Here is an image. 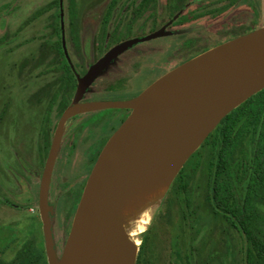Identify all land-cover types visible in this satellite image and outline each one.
Returning <instances> with one entry per match:
<instances>
[{
  "label": "rangeland",
  "instance_id": "1",
  "mask_svg": "<svg viewBox=\"0 0 264 264\" xmlns=\"http://www.w3.org/2000/svg\"><path fill=\"white\" fill-rule=\"evenodd\" d=\"M137 1L0 0L1 146L5 142L4 134L11 136V139L8 138V144L27 147L34 145L33 149L42 145V140L48 136V130L53 126L52 111L57 104L56 100L62 96V91L67 89L66 84L63 85L58 80L52 85V89L49 83L57 76L61 80V77H64L63 71L66 77L76 83L79 77L101 59L107 46L132 42L124 54L112 60L102 70L83 101H129L170 69L166 59L171 55L172 48L176 50L186 44L191 46V41L199 43L201 49L208 47L205 45L208 41L206 36L202 38L194 33L190 34L189 30L185 31L181 41L161 38L141 42L142 37L154 33V17L155 24L162 26L165 23L168 6L167 0H161L155 13H152L151 7L139 15L136 13ZM258 6L259 3L252 2L253 13L258 11ZM110 8L114 9L109 18L107 13ZM206 15L212 18L213 13L208 12L203 17ZM228 15L227 13L220 20L214 18V22L223 21ZM195 38H200L201 41H195ZM67 58L71 59L70 67L67 66ZM160 62L165 65H159ZM70 75H74L75 79ZM42 85L50 89L39 91V86L41 88ZM63 95L66 97L69 94ZM126 113L125 110H102L86 113L82 120L85 122L84 127L89 129L88 132L93 133L118 128ZM253 127V124L249 125L248 133L232 158L238 200L247 185V173L244 168L251 165L255 149ZM202 151L199 149L188 160L169 186L148 197L151 198L149 202L148 198L139 201L141 204L137 207L141 208L137 210L134 222L127 223L126 230L129 234H137L136 238L140 242L138 248L144 236L158 243L163 242L167 256L170 255L176 239L177 242L182 239L192 264H244V239L222 219L213 222L211 209L207 208L208 202L205 199L208 197L209 169L206 154L204 151L202 154ZM3 171L0 167V262L8 264L14 260L18 251H26L30 246L43 251L45 244L37 202L40 178L35 176L34 170L30 168L22 171V194L17 200V197L7 195L4 191L5 187L7 191H12L16 186L13 177L8 180ZM181 175L191 179V200L187 203L182 196L173 202L175 210L170 223H167L164 213L168 199H175L173 190L178 186ZM33 193L34 200L31 198ZM48 193V203L51 204V187ZM262 204L264 205L263 202ZM31 208L35 209L34 214L30 212ZM260 209L262 217L259 228L264 233V208L260 206ZM50 219L55 241L65 235L62 233L65 227L54 219L52 212ZM145 220L148 225L141 233L140 229ZM166 260L168 261V258Z\"/></svg>",
  "mask_w": 264,
  "mask_h": 264
},
{
  "label": "water",
  "instance_id": "2",
  "mask_svg": "<svg viewBox=\"0 0 264 264\" xmlns=\"http://www.w3.org/2000/svg\"><path fill=\"white\" fill-rule=\"evenodd\" d=\"M164 35L161 31L141 42ZM131 44L114 47L78 78L73 105L57 128L39 194L49 264H136L138 247L122 221L126 200L132 199L137 206L169 186L221 122L264 91L262 28L179 66L132 100L81 104L102 70ZM105 109L130 110L131 114L101 152L58 259L48 215V191L63 129L78 114Z\"/></svg>",
  "mask_w": 264,
  "mask_h": 264
},
{
  "label": "flooded vegetation",
  "instance_id": "3",
  "mask_svg": "<svg viewBox=\"0 0 264 264\" xmlns=\"http://www.w3.org/2000/svg\"><path fill=\"white\" fill-rule=\"evenodd\" d=\"M160 1L161 0H138L137 1L138 7L136 13L139 15L141 13L143 14L147 12L151 7H152V13H155L156 8L160 5L159 4ZM114 2H116V0H114ZM252 2L259 3L260 7L259 6L257 7L258 9L257 12L253 13L251 7ZM166 3L168 6V12L165 18L166 20L165 23L162 26L155 24L156 19L154 17L153 19V27L155 29L154 33L147 36H151L162 31L165 35L163 37L156 39L166 38L170 41L174 40V42H177L179 40L181 41V38L184 36L185 31L189 30L190 34L194 33L195 35L202 38H205L206 36L208 38V41L206 42L205 45H208V47L205 50L201 49L202 47L198 45L199 43L191 41V46H188L186 44L180 47L179 49L177 48L176 50L172 48V50L170 51L171 55L168 57V59H166L168 62V67H170V69L166 71V73L161 75L159 79L165 76L166 74H168L169 72H171L172 70L178 68L179 66H182L183 64L195 59L196 57L210 50H213L221 45H224L242 36H245L254 31L264 28V19H263L264 0H167ZM112 9L114 8H110L107 13V16L109 18L113 13ZM208 12L213 13L212 18H210L209 15L203 17ZM227 13L229 15L225 19H223V21L214 22V18L220 20L222 19V17L226 16ZM209 22L212 23L208 24ZM225 32L227 34H225ZM147 36L142 37V39ZM194 40L198 41L200 40V38H195ZM118 45H115L113 47H108V46L105 47L104 51L102 52L103 56L101 57V59L111 49H113ZM125 52H123L122 54H124ZM66 63L68 64L67 66L70 67L72 63L71 59L67 58ZM162 64L161 62L159 63V65L161 66ZM163 65H165V63ZM87 72L88 71H86V73ZM63 73L62 76L64 75V77H61L62 78L61 80L60 77L57 76L55 80L49 83L52 86L58 80L59 83H62L63 85L66 84L67 89L63 90L62 96H60L56 100L57 104L56 106L54 105L52 111L53 126L51 129L48 130V136L42 140V145L40 146L37 145L36 149H33L34 145H30L29 147H27L21 144H8L9 143L7 142L9 140L8 138L10 137L11 139V136L7 134H4L5 137L4 144L2 146L0 145V150H1L0 167L4 169L3 173H6L5 177L8 180L12 179L13 177L12 180L16 186L15 190L7 191L5 187L4 191L7 195H12L14 197H17L16 198L17 200L20 199L19 196L22 194L21 193L22 183H23L22 171H24L27 168L34 170V173L36 174L35 176L39 177L40 181L42 182V178L46 169V164L48 162L51 153L53 141L55 138L57 128L61 121V118L66 112V110L73 105L78 87V80H76L75 81L76 83H74V81H71ZM86 73H84V75ZM70 76L72 77V79L75 77L74 75H70ZM52 79L53 78H51V80ZM50 88L52 89L53 86ZM50 88L48 86L46 87L42 85L41 88L39 86L40 89L39 91L45 92L46 89H50ZM63 93H68L69 95L63 97L64 96ZM86 94L87 92L85 93V95ZM71 96L72 99H70ZM138 96L139 95H136L130 100ZM83 99L80 101L81 104L102 102L94 99H91V101H83ZM105 110H111V109H105ZM117 110H121V109H117ZM97 111H102V110H97ZM125 111L127 113L124 119L120 121L119 124L120 127L131 114L130 110H125ZM91 112H96V111H91ZM86 113H90V112H86ZM86 113L78 114L70 118L66 122L61 136L60 147L58 150L57 158L51 175V181H50L51 185L49 187L52 188L53 194H52L51 204L48 203V215L50 220L51 233H52V222L50 219V212H52L54 219L60 224L63 223V226L65 227V231L63 232L61 231L63 234L65 233L64 236L60 237L55 241L52 236L54 251L58 259H61L64 253L76 211L78 209L79 203L81 201L83 192L87 185L88 179L92 173V170L104 147L106 146L110 138L114 135V133L120 128L118 126V128L116 129L112 128L110 130H100L98 132L94 131L93 133H90L88 132L89 129L87 130L84 127L85 122L84 120H82L83 115ZM63 143H65V145H63ZM253 143L255 149L253 152L252 163L250 166L249 165L248 167L246 166L247 168L246 167L244 168L245 173H247V177H246L247 185L246 188L244 189V192H242L243 194L241 198L246 194V192L249 191L248 184H249L250 172L253 167L254 154L256 153V143L254 142V140ZM42 164L44 166L43 168H42ZM232 176H233V163H232ZM185 177L190 179V177L188 176L181 175L179 176L178 181L179 182L182 181V179ZM173 191H174L175 199L173 200L168 199L169 203L167 204L166 212L164 213L165 219L168 220L167 223H170V219L172 218V214L175 210L173 202H176L177 199L182 196H184L187 203H189L191 200L190 188L183 189L177 186ZM210 193H211V189H208V197L207 199H205V201H207L208 204L206 203V205L207 208L211 209L213 222L219 221L220 217L218 216L217 211H214L213 204L211 205L209 203ZM39 194H40V189H39ZM39 194L37 196L38 206H39ZM31 198L33 200L35 199L34 193ZM241 198L238 201H240ZM48 201H49V197H48ZM260 203L256 202L255 204V206L260 211L258 227L262 217L260 206L264 208L262 201ZM239 205L237 204L235 207L237 208ZM185 206L187 208L189 207L188 204H186ZM180 211L182 212L183 210L180 209ZM30 212L34 214L35 209L31 208ZM203 215L204 214L202 213L201 216ZM182 217L185 219L184 215ZM67 225L69 226L66 228ZM236 231L244 239L243 235L238 230ZM177 240L178 239H176V241L173 243L172 245L173 248L171 247L170 255L167 256L168 252L165 249L164 247L165 244L163 242L158 243L157 241H154L152 238L144 236L141 246L138 248L136 264H165V262L166 264H192L187 254V247L185 241L181 239L182 241L179 240L177 242ZM44 244H45V238H44ZM43 252H44L43 255L46 264H49L47 258V252H46V244ZM167 258L168 261L166 260Z\"/></svg>",
  "mask_w": 264,
  "mask_h": 264
},
{
  "label": "trees",
  "instance_id": "4",
  "mask_svg": "<svg viewBox=\"0 0 264 264\" xmlns=\"http://www.w3.org/2000/svg\"><path fill=\"white\" fill-rule=\"evenodd\" d=\"M250 124L254 126L252 136L256 153L250 172L249 191L238 201L232 176V158ZM201 149L208 162L209 203L213 204L220 219L243 235L244 264H264V233L258 227L260 211L255 206L256 202L264 203V91L227 116ZM177 183L178 187L186 189L190 187L191 179L185 177ZM237 204L240 205L236 208ZM18 252L8 264H46L44 252L36 247L30 246L26 251Z\"/></svg>",
  "mask_w": 264,
  "mask_h": 264
},
{
  "label": "bare ground",
  "instance_id": "5",
  "mask_svg": "<svg viewBox=\"0 0 264 264\" xmlns=\"http://www.w3.org/2000/svg\"><path fill=\"white\" fill-rule=\"evenodd\" d=\"M155 198V197H153ZM151 200V198H148L147 201L149 202ZM146 201V202H147ZM145 202V203H146ZM141 207H137L135 206L134 202L132 199L130 200H126L124 207H123V211H122V221H123V225L126 229V225L129 222H134V220L136 219V212L138 209H140ZM147 220H149V217H147ZM140 221V220H139ZM148 225V221H144L143 222V226L140 229V232L143 233L146 229V226ZM128 233V232H127ZM129 237L131 238V240L135 243V245L138 247L140 242L139 240L136 238L137 234L136 233H131L129 234Z\"/></svg>",
  "mask_w": 264,
  "mask_h": 264
}]
</instances>
